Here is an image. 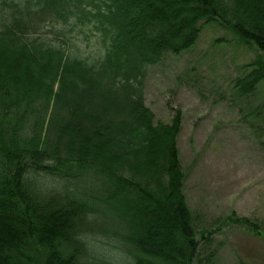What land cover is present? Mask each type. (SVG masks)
<instances>
[{
    "label": "trees",
    "instance_id": "1",
    "mask_svg": "<svg viewBox=\"0 0 264 264\" xmlns=\"http://www.w3.org/2000/svg\"><path fill=\"white\" fill-rule=\"evenodd\" d=\"M212 22L260 51L234 86L254 96L264 0H0V264H114L107 238L116 264H210L184 193L182 113L157 121L145 80ZM59 24L91 25L105 52L48 39Z\"/></svg>",
    "mask_w": 264,
    "mask_h": 264
},
{
    "label": "rangeland",
    "instance_id": "2",
    "mask_svg": "<svg viewBox=\"0 0 264 264\" xmlns=\"http://www.w3.org/2000/svg\"><path fill=\"white\" fill-rule=\"evenodd\" d=\"M44 35L53 42L66 35L89 61L105 52L101 32L91 25L59 24L45 28ZM260 57L256 46L212 22L191 49L167 55L145 80L146 104L157 121L171 122L182 113L184 193L200 240L198 260L209 257L210 264H264V116L253 115L264 104V82L250 98L234 88ZM231 216L253 226L226 224ZM113 242L107 238L102 244L114 259ZM113 259L108 260L116 264Z\"/></svg>",
    "mask_w": 264,
    "mask_h": 264
},
{
    "label": "bare ground",
    "instance_id": "3",
    "mask_svg": "<svg viewBox=\"0 0 264 264\" xmlns=\"http://www.w3.org/2000/svg\"><path fill=\"white\" fill-rule=\"evenodd\" d=\"M196 44V43H195Z\"/></svg>",
    "mask_w": 264,
    "mask_h": 264
}]
</instances>
